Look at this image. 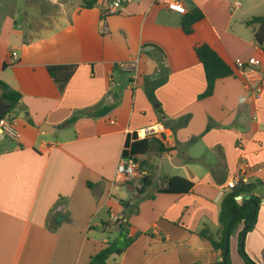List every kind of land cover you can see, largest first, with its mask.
I'll use <instances>...</instances> for the list:
<instances>
[{"label": "crops", "instance_id": "1", "mask_svg": "<svg viewBox=\"0 0 264 264\" xmlns=\"http://www.w3.org/2000/svg\"><path fill=\"white\" fill-rule=\"evenodd\" d=\"M27 1L33 6L27 33L12 25L17 0L8 8L7 0L0 3V80L22 94L11 114L19 136L0 139V264H88L110 233L118 235L102 229L112 215L130 222L131 236L142 234L111 264H216L220 253L200 232L219 239L228 181L240 175L264 182V89L258 99L235 63L257 57L264 76V51L249 23L258 12L236 0H185L187 13L199 8L205 15L187 35L184 14L171 11L168 0H123L116 14H105L110 0L92 8L83 0ZM201 43L234 70L205 99L195 51ZM132 60H139L138 77L118 67ZM57 65L77 66L68 82L50 75L48 67ZM163 66L168 79L154 104L145 85L161 77ZM159 121L174 122L164 137L148 139L147 152L136 148L139 176L113 184L124 151L144 140L137 132ZM144 175L152 184L137 208ZM174 176L192 181L193 189L159 192ZM256 193L264 195V187ZM243 229L242 223L230 237L232 264H245ZM244 249L264 264V202Z\"/></svg>", "mask_w": 264, "mask_h": 264}, {"label": "trees", "instance_id": "2", "mask_svg": "<svg viewBox=\"0 0 264 264\" xmlns=\"http://www.w3.org/2000/svg\"><path fill=\"white\" fill-rule=\"evenodd\" d=\"M98 1L99 0H83L82 6L84 8H92L97 5ZM204 17L205 15L203 11L199 8H195L194 10L184 14L181 26L185 34L191 35L194 32V25L197 22L203 20ZM249 23L255 25V36L257 43L264 51V15L253 18ZM195 51L205 70L207 87L206 90L199 95V99H205L214 94L217 81L219 79H223L233 75L234 70L224 61V59L217 53V51L207 43L198 44L195 47ZM76 68V65H57L49 66L48 71L55 81L66 83L72 78ZM161 72V77L158 80L148 81L145 85V91L147 92V95L151 102L154 104H160L155 94V90L165 84L168 79L166 75V68L164 66L161 69ZM21 99L22 94L20 92L12 88L6 82L0 80V102L10 107L5 116H9L12 111L17 109ZM114 106L115 105L105 107V110L110 111L114 108ZM157 111L163 118L164 112L162 111V109L159 108L157 109ZM80 114L81 111L75 112L73 116L68 120V123H74L80 117ZM189 119L190 115L185 116L180 121V124L183 126L187 125ZM211 128L212 124L208 126L205 133L208 132ZM149 147L150 145L148 139H135V141L132 142L130 146V152L128 154L137 160L136 148L140 153H144L149 150ZM123 154L128 155L126 151H124ZM151 184L152 179L144 175L141 179L140 186H138L136 189L138 200L136 203L137 208L140 201L143 199L141 196L146 192L147 188ZM88 186H90L91 188L93 187L91 183H88ZM193 187L194 183L192 181L184 177L174 176L166 179L165 185L159 189V192L177 194L189 193L193 189ZM260 187H264L263 181H241L236 185L235 188L230 190L224 196L219 217V239H215L207 230H203L200 232V235L204 238L209 239L212 243L213 248L220 253V259L216 264H224L227 228L230 220L235 214L236 216L233 218L231 224L230 237L235 232L238 225L243 223L244 229L240 233V253L245 261V264H258L245 252L244 241L242 243V238L244 234L246 235L248 232L252 231L256 225L257 212L264 202V195H258L256 193ZM239 196L243 197L241 201L237 200V197ZM126 203L127 201H124L122 204L124 205ZM255 203L258 205L257 212L253 222L249 224L255 211ZM132 208L133 206L129 209V215L132 213ZM130 226V222L126 220L125 217L119 218L117 221H114L110 217L109 220L104 221L102 224V229H104L105 231H116L118 232V235L114 239L109 240L105 247H103L99 252L93 255L88 264H111L110 259L112 257L122 255L142 234L138 233L135 236H131ZM226 264H232L230 247L229 251L226 254Z\"/></svg>", "mask_w": 264, "mask_h": 264}, {"label": "built area", "instance_id": "3", "mask_svg": "<svg viewBox=\"0 0 264 264\" xmlns=\"http://www.w3.org/2000/svg\"><path fill=\"white\" fill-rule=\"evenodd\" d=\"M237 5H240L239 3ZM167 6L171 11H175L181 14H186L187 9L185 6V0H168ZM124 8L123 0H111L105 14H116ZM237 68L241 74L245 76V86L252 91L259 99L263 94V73L261 71L262 61L257 57H252L248 60L247 64L238 58L235 61ZM247 65L249 68H247ZM119 67L125 72L130 74L132 77H138L140 74L139 60L125 61L119 64ZM114 123V122H113ZM167 132L165 122L159 121L155 124L149 125L140 129L137 132V136L143 139L150 138H162ZM19 136V130L15 123V120L11 116H4L0 118V139H16ZM172 159V157H169ZM139 162L132 156L122 155L119 159L116 169V175L114 178L115 185L131 181L139 176ZM243 181L240 175L231 178L226 188L232 190L236 185ZM242 196L237 197V200L241 201ZM122 217H115L112 215V219L117 221Z\"/></svg>", "mask_w": 264, "mask_h": 264}, {"label": "rangeland", "instance_id": "4", "mask_svg": "<svg viewBox=\"0 0 264 264\" xmlns=\"http://www.w3.org/2000/svg\"><path fill=\"white\" fill-rule=\"evenodd\" d=\"M7 0L6 3L3 4V8L10 7L9 4L13 3L15 0ZM242 5V9L249 8L252 9V11H257L260 16L264 15V0H236ZM2 0H0V3ZM33 8V6H30L28 4L27 0H17V6L14 9V11H17V15H15V18L17 20L16 23H13L12 25H15L17 29L25 31V33L29 32L30 27L27 25V22L25 21V18H28L27 15L30 14V10ZM36 10V8H35ZM10 11H12V7L10 8ZM38 12V11H36ZM7 37H5V42H7ZM4 42V43H5ZM13 112V111H12ZM12 112L9 116H11ZM110 238L114 239V234L110 233Z\"/></svg>", "mask_w": 264, "mask_h": 264}, {"label": "water", "instance_id": "5", "mask_svg": "<svg viewBox=\"0 0 264 264\" xmlns=\"http://www.w3.org/2000/svg\"><path fill=\"white\" fill-rule=\"evenodd\" d=\"M9 108H10L9 106H7V105H5V104H3V103L0 102V116L1 117H4L7 114ZM171 122H174V121H167V122H165V125H166L167 129L171 127V125H172ZM257 208H258V205L255 203V211H254V214H253V216H252L249 224H251L253 222L254 217L256 215V212H257ZM235 216H236V214L230 220V223H229L228 228H227L226 241H225V259H224V264H226V254L229 251L231 224H232V220H233V218ZM245 236L246 235L244 234L243 235V238H242V243L245 240Z\"/></svg>", "mask_w": 264, "mask_h": 264}]
</instances>
